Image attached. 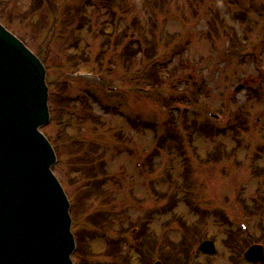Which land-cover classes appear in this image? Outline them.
I'll return each mask as SVG.
<instances>
[{"label":"rangeland","instance_id":"1","mask_svg":"<svg viewBox=\"0 0 264 264\" xmlns=\"http://www.w3.org/2000/svg\"><path fill=\"white\" fill-rule=\"evenodd\" d=\"M28 1L0 5V17L27 45L43 52L53 119L40 129L57 143L59 162L52 169L75 205L72 229L91 245L83 263L162 261L161 245L168 249L182 236L187 240L189 227L196 224L186 246L190 260L177 254L176 261L167 253L169 264H251L228 242L233 236L243 245L242 239L251 236L256 240L252 243L264 246V215L246 207L264 192V0H104L116 10L112 27L119 25L110 47L126 40L120 35L126 27L156 44L166 77L150 93L145 86L153 82L151 71L137 73L143 69L141 60L109 65L98 59L111 30L102 0H51L56 9L42 14L41 24L32 17L37 26L18 13ZM83 4L88 5V21L78 30L69 26L79 23L71 10ZM240 13L244 17L236 15ZM235 31L239 39L228 40ZM79 50L89 56L87 62L76 57ZM112 50L102 54L105 60L118 55ZM77 68L92 70L126 92L121 94L130 107L115 105L123 115L108 110L105 105L114 103V97L98 88L96 75L70 76ZM238 85L242 87L236 90ZM249 88L261 99L251 96ZM84 92L91 98L86 95V103L78 102L75 96ZM173 98L187 106L179 105L170 117ZM182 107L189 111L181 113ZM164 117L169 125L155 132L152 122ZM207 125L219 129L214 133ZM88 147L89 157L84 154ZM91 179L97 188L88 185ZM141 224L148 226L144 236L158 239L142 256L143 246L132 250ZM116 236L119 250L107 252L105 240ZM204 239L214 242V254L198 250Z\"/></svg>","mask_w":264,"mask_h":264},{"label":"water","instance_id":"2","mask_svg":"<svg viewBox=\"0 0 264 264\" xmlns=\"http://www.w3.org/2000/svg\"><path fill=\"white\" fill-rule=\"evenodd\" d=\"M12 40L0 27V264H72L68 204L39 131L48 121L44 69ZM199 248L214 252L211 241ZM244 256L264 261L263 247Z\"/></svg>","mask_w":264,"mask_h":264},{"label":"trees","instance_id":"3","mask_svg":"<svg viewBox=\"0 0 264 264\" xmlns=\"http://www.w3.org/2000/svg\"><path fill=\"white\" fill-rule=\"evenodd\" d=\"M83 13V11H82ZM109 15H112L113 19L115 18V15L113 12H109ZM88 21V17L86 15H83L81 18V22L78 24V29H82L85 26V23ZM110 23V31H108L104 38H103V44L106 45L105 49H102L100 51V56H98V59H102L101 61L106 62L109 65L114 64V60H122L123 63H129L135 61V59H139L143 62V69L140 71H137V73L141 76V74H143V71L145 69H150L151 71V77L153 78V82H148V85L151 86H157L156 84H158L160 82V80L162 79L161 75L163 76L164 73H161L162 70V65L159 64V53L156 50V44L153 41H148V39H143L140 38V35L134 31L129 32V28L126 27L122 30L121 32V36L124 38L127 36L126 40H123V42L119 45L118 40L113 42V47H110L109 43H110V36L113 35L115 33V30L117 28V26L115 25L113 28L112 26L114 25V21H112L111 19L108 20ZM136 21V20H135ZM134 20H132L130 23L132 25H134L135 23ZM214 28V27H213ZM78 41V40H77ZM111 49L113 48L112 51H115L116 54H118L116 57L112 58V55L107 56V59L105 60V56H102V54H105V52H107V49ZM118 52V53H117ZM140 53V56H138V54ZM79 59L82 62H85L89 59V56L85 53L84 50H80V52L78 53ZM158 62V63H157ZM139 75H135L136 79H140ZM130 77H134L133 75H130ZM111 83V82H110ZM77 101L78 102H85L86 103V99L83 98V96H78L77 97ZM88 107H90V105H87ZM53 119V117H52ZM55 147H57V143L54 142ZM92 145V142H90V146ZM89 148H87V150L85 151V155L89 157V155H91L90 153L92 151H89ZM90 152V153H89ZM86 161V158H82ZM80 162L83 163V161L80 159ZM96 166V165H95ZM90 169H93V167H89ZM75 170H78L79 172V167H77V169L75 168ZM83 170H85L83 168ZM88 185H90L91 188H97V184L91 179L88 182ZM258 198L254 199L256 202L257 207L254 208L255 211L260 212L261 215H264V193L262 194H258ZM248 208V207H247ZM255 212V213H256ZM221 220H224L223 218ZM184 240H181L178 244V249H176L177 254H180L183 256V259L186 260L189 256V252L186 251L187 249V245L183 242ZM176 245H172L170 247V249H175ZM189 246V245H188ZM162 249L163 246H162ZM163 251V250H162ZM164 252V251H163ZM187 261V260H186Z\"/></svg>","mask_w":264,"mask_h":264},{"label":"clouds","instance_id":"4","mask_svg":"<svg viewBox=\"0 0 264 264\" xmlns=\"http://www.w3.org/2000/svg\"><path fill=\"white\" fill-rule=\"evenodd\" d=\"M257 264H264V261H258Z\"/></svg>","mask_w":264,"mask_h":264}]
</instances>
